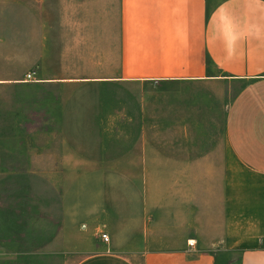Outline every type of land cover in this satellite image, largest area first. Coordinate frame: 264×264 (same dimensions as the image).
<instances>
[{"label": "crops", "instance_id": "crops-1", "mask_svg": "<svg viewBox=\"0 0 264 264\" xmlns=\"http://www.w3.org/2000/svg\"><path fill=\"white\" fill-rule=\"evenodd\" d=\"M48 1L0 0V262L264 264V0H115L55 67Z\"/></svg>", "mask_w": 264, "mask_h": 264}, {"label": "rangeland", "instance_id": "rangeland-1", "mask_svg": "<svg viewBox=\"0 0 264 264\" xmlns=\"http://www.w3.org/2000/svg\"><path fill=\"white\" fill-rule=\"evenodd\" d=\"M77 5L64 7L57 6L55 0H49V5L44 8V12L48 18V54L51 56L49 64L55 67V58L60 55L64 47L80 48V52L92 51L90 58H94L98 63L104 60V57L115 58L112 53L115 52L117 46V39L115 38V31L117 23H115V14L119 13V6L115 0H74ZM43 13V8H40ZM39 8L17 7V15L33 14ZM69 16L65 24L62 23L64 16ZM93 18L94 22H83ZM89 47V48H88ZM110 53L109 56H104V52ZM71 54V51H69ZM77 52V51H76ZM84 57H87L84 56ZM70 64L67 63V66ZM14 170L16 172L17 190H20L21 197L23 191L32 192L34 196H38L39 192V168H0V170ZM84 169V168H81ZM87 169V168H85ZM7 188H5L6 190ZM102 236V235H101ZM103 239V238H102ZM81 249L80 259L84 257ZM0 264H15L8 262H0ZM16 264H24L23 261ZM48 264H72L66 261H58L53 256H48Z\"/></svg>", "mask_w": 264, "mask_h": 264}, {"label": "built area", "instance_id": "built-area-1", "mask_svg": "<svg viewBox=\"0 0 264 264\" xmlns=\"http://www.w3.org/2000/svg\"><path fill=\"white\" fill-rule=\"evenodd\" d=\"M102 238H103V240H105V241H108V240H109V237H108V235H107L106 232H103V233H102ZM193 244H194V242H193V241H190V245H193Z\"/></svg>", "mask_w": 264, "mask_h": 264}]
</instances>
